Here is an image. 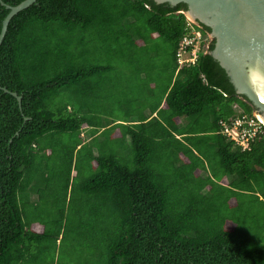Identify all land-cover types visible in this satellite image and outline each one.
<instances>
[{
    "label": "trees",
    "instance_id": "16d2710c",
    "mask_svg": "<svg viewBox=\"0 0 264 264\" xmlns=\"http://www.w3.org/2000/svg\"><path fill=\"white\" fill-rule=\"evenodd\" d=\"M22 1L0 0V27ZM184 9L36 0L10 18L0 264H264V127L246 151L220 133L252 109L203 50L208 28L188 24L202 44L177 63ZM132 82L151 99L111 120Z\"/></svg>",
    "mask_w": 264,
    "mask_h": 264
},
{
    "label": "water",
    "instance_id": "95a60500",
    "mask_svg": "<svg viewBox=\"0 0 264 264\" xmlns=\"http://www.w3.org/2000/svg\"><path fill=\"white\" fill-rule=\"evenodd\" d=\"M36 0H23L4 6L8 12L1 22L0 42L10 18ZM170 7L182 4V14L195 25L208 28L213 41L209 55L224 71L236 97L245 101L254 116L264 125V78L251 82L248 70L257 68L264 74V0H152ZM11 94L18 102L20 98Z\"/></svg>",
    "mask_w": 264,
    "mask_h": 264
},
{
    "label": "built area",
    "instance_id": "2783aa9c",
    "mask_svg": "<svg viewBox=\"0 0 264 264\" xmlns=\"http://www.w3.org/2000/svg\"><path fill=\"white\" fill-rule=\"evenodd\" d=\"M187 32L182 36L177 49V63H193L200 49L197 32L186 24ZM220 133L239 148L240 151L249 150V143L255 133L264 125L252 113L251 117L242 114L231 122L219 121Z\"/></svg>",
    "mask_w": 264,
    "mask_h": 264
},
{
    "label": "rangeland",
    "instance_id": "374dc122",
    "mask_svg": "<svg viewBox=\"0 0 264 264\" xmlns=\"http://www.w3.org/2000/svg\"><path fill=\"white\" fill-rule=\"evenodd\" d=\"M184 18L187 21V24H190V25H193V26L195 25L194 23L189 21L185 16H184ZM204 39L206 41L203 42V44H202V42H200V47H201V44H202L203 45V50H206L207 49L206 46L208 45L209 38L206 35V37ZM155 64L158 65L159 64V60H157L155 62ZM145 74H146L145 72L141 73L139 76L142 78V80H140L139 83H136V85L138 87L141 86L142 89L146 85L145 83H143V82L146 81V80L144 81ZM132 85L133 86L132 87L130 86V89H129L127 84L124 85V96H122L120 94L119 97L116 98L115 97L116 96V92H113L114 90L111 91V93L113 92V94H112V99L113 100H112L111 107L109 109L111 114H112V117L110 118L111 120L112 119H116V118H123V114L126 113V111H127V113L136 112V110L140 109L139 108L140 105H142L143 103H147V101L149 99H151L149 97V94L146 95L148 89H145L144 92L143 91L140 92L141 90L137 91V89L134 87L135 86V82H132ZM157 90L158 89L156 88V91ZM125 106H127L126 110H125ZM83 137L86 138V135L83 134Z\"/></svg>",
    "mask_w": 264,
    "mask_h": 264
},
{
    "label": "clouds",
    "instance_id": "9594fccd",
    "mask_svg": "<svg viewBox=\"0 0 264 264\" xmlns=\"http://www.w3.org/2000/svg\"><path fill=\"white\" fill-rule=\"evenodd\" d=\"M194 26H198V25H194ZM248 77H249V81L251 82L254 78H256V79L264 78V74H262L259 71V69H257V68H251L248 70ZM262 102H264V101H262Z\"/></svg>",
    "mask_w": 264,
    "mask_h": 264
},
{
    "label": "crops",
    "instance_id": "0c3cea01",
    "mask_svg": "<svg viewBox=\"0 0 264 264\" xmlns=\"http://www.w3.org/2000/svg\"><path fill=\"white\" fill-rule=\"evenodd\" d=\"M143 114H144L145 116H147V115H148V113L146 112V110L143 112ZM130 120L134 121V118H133V119H132V118H130Z\"/></svg>",
    "mask_w": 264,
    "mask_h": 264
},
{
    "label": "flooded vegetation",
    "instance_id": "af4514ba",
    "mask_svg": "<svg viewBox=\"0 0 264 264\" xmlns=\"http://www.w3.org/2000/svg\"><path fill=\"white\" fill-rule=\"evenodd\" d=\"M206 35H207V33H206Z\"/></svg>",
    "mask_w": 264,
    "mask_h": 264
}]
</instances>
